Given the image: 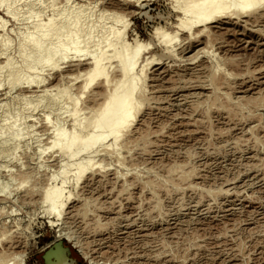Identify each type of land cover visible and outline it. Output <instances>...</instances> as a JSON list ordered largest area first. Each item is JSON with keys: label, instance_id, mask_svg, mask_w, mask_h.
<instances>
[{"label": "rangeland", "instance_id": "obj_1", "mask_svg": "<svg viewBox=\"0 0 264 264\" xmlns=\"http://www.w3.org/2000/svg\"><path fill=\"white\" fill-rule=\"evenodd\" d=\"M0 1L16 9L14 17L0 4V34L11 38L1 67L9 56L15 69L23 67L33 51L21 53L23 37L61 14H79L85 30L93 25L96 42L110 27H125L128 42L150 43L145 58L160 62L147 68L145 103L117 153L99 148L100 162L77 186L76 166H68L66 190L73 195L59 217L43 200L48 185L63 181L67 163L49 148L52 125L72 130L76 97L79 117L95 112L93 87L81 90L89 57L71 55L58 69L35 63L12 91L7 69H0L8 84L0 87V264H46L56 242L71 264H264L263 8L257 18L225 15L210 24V34L193 35L176 26L183 15L176 0ZM163 32L179 34L173 48L159 41ZM111 61L110 75L119 79ZM28 75L44 86L27 87ZM98 81L95 91L104 92ZM15 119L23 123L18 141L4 129Z\"/></svg>", "mask_w": 264, "mask_h": 264}, {"label": "bare ground", "instance_id": "obj_2", "mask_svg": "<svg viewBox=\"0 0 264 264\" xmlns=\"http://www.w3.org/2000/svg\"><path fill=\"white\" fill-rule=\"evenodd\" d=\"M176 1L178 2L179 5L178 7L183 14L182 17L178 19L179 22L177 24L179 25L176 26H180L179 29L185 31L188 34L192 33L193 35L197 33L210 34V30H209V28L211 29L210 24L212 22H215L216 19H220L225 15L228 17V15L239 16L241 14H247V15L253 14L252 17L255 16L257 18V15L254 14L258 12L260 8L264 9V0H176ZM0 4L2 6L4 5L7 7L6 11H8L7 12L8 14L14 17L16 16V9H14L11 4L4 1H0ZM33 13L34 11L31 14ZM33 15L30 16L33 17ZM29 18L30 17H28L27 19ZM81 21H82L81 16L79 14H76L74 16L73 15L65 16L61 14L60 18L58 19H56V17L54 18V16H51V18L47 21L42 22V20H40L39 22L35 23L34 27L32 26L34 30L31 33L29 32V35L27 33V36L23 37L24 40L21 41L23 42L21 43L23 47L21 53H25V49L27 47L33 50L30 54L27 53L25 54L26 58H25L24 66L23 67L20 66L19 69L17 68L15 69L10 56L9 58L6 56L8 58V59L6 58L7 59L6 61L3 60L5 64L2 62V64H4L2 65V67L0 65V69L2 70L7 69L6 70L8 72L7 79L9 78L8 83L10 86L9 90L11 89L12 91L14 88H16V86L18 87V84L21 82V73H24L23 72L24 70L26 71L28 69L29 70L35 69L36 64H40L42 65V67L51 66L54 69H56L58 64L59 65L61 64L59 62L61 60H65L66 61L65 63L67 64V59L70 58L71 55H73V58L78 57L77 60H81L82 57L83 58L89 57L88 58L89 61L88 60L87 61L90 64L88 63L87 64L89 65L90 69L88 68L89 69L88 71H84L85 81L81 87L82 88L81 90L82 93L85 94L93 87V89L91 90L94 91L93 92L90 91L92 94L91 95L92 98L91 97L90 98L93 100L92 104L94 103V105L96 104L98 106L93 108L95 112L93 113L92 117L85 120L79 117L80 110H82V108L79 109L80 108L79 103L81 100L80 97L79 98L76 97V100L73 99L72 101V105H73L72 109L70 108L71 109L70 112L68 111L73 119L72 130L69 129L68 131L67 129L66 131L63 127H60L61 125L57 126L58 124L57 122L56 125H52L53 121H51L50 118L48 119L46 118V121L48 120L49 125H52V127H54L55 129V131L53 129L54 131V136H52L53 141L51 142V144H49L50 145L49 148L53 150L56 149L57 152H60V154H62L65 158H67V161H64V163L65 162L67 163L61 164L62 165L61 170L60 172L58 171L59 175L63 177L62 178L63 181H61V184L59 186L56 183L55 184L51 183L50 185H48V187L44 191V197H43L44 202L49 205L48 212L51 215L55 214L58 217L62 215L61 209L65 205V200L70 199L71 196L73 195L71 191H69L70 192L69 194V192L66 190V184L68 179L67 175L70 173V169L68 172V168L70 167L69 165L74 164L76 166L75 171L73 172L75 173L73 174L74 177L73 180L75 181V184L77 186V184H79V182L84 178V176L90 170H92L98 162H100V161L98 162L96 161L97 162L96 163L94 161L95 153L96 154L99 152L101 153L100 150L105 151L108 154L117 153L116 152L118 150L117 148L121 144H123L122 141L128 138L132 130L131 127H133L132 125L136 120V117L140 112V109L143 107L145 103L144 100H146L145 99L146 90L144 85H145V79L147 77L146 75L147 68L152 63L160 64V62L156 61L155 58L153 57L145 58L144 56L145 54L144 52L149 49L150 43H142L141 41H140L141 43L139 42L137 43L136 41L135 45L133 44L131 45V43L128 42L126 38V31H125L126 29L124 26H123L124 29L122 30H119V28H117L118 30H116L110 27V30L107 29L108 31L105 32V34L102 33V37L99 38L100 40L96 39L97 40L96 42L95 41L96 35L94 36V26L92 25L88 28L86 27L85 30L83 29L84 27H82L83 24ZM116 21H121V20L117 18ZM4 24L1 25V27H4ZM0 31H2V29ZM5 35L6 34H4V36ZM178 35L173 36L168 32H163L156 36L157 37L159 36L158 38L159 41L169 49V48H173L172 45L175 46L174 42L177 40ZM1 37H0V55L2 56V54L5 52L4 50L7 51L9 47L8 43H10L9 41H11L9 39L11 38L10 37L8 38L7 36L3 38V35ZM190 38H192V36ZM91 44H93L92 46H94V50L89 51V49H91V47L89 48ZM118 45L120 46L118 47ZM111 48L112 49L114 48L113 54L110 53L111 55H109V51L112 52ZM111 59L112 60L115 59V61L117 62L118 65L117 68L119 70V73L117 71V74L120 75L119 79L118 77H116L118 76L116 74H115V78L117 79L113 78L114 74H112V76L110 75L111 74L109 71V69L111 68L110 65L113 64ZM106 60H110V62L112 63L111 64L106 63ZM106 64L107 65L110 64L108 65L110 66L109 69ZM31 71L33 70H30V72ZM31 74L33 77L35 76L33 75V73H30V75ZM30 75L28 76L30 77ZM36 76H38V74ZM7 79L5 81H7ZM98 80L101 81L102 87L106 88V89L104 88L105 90L102 88L104 92L95 91L94 89L95 86L93 85L96 84L97 83L96 81ZM42 81L43 80H39L36 78L29 79L27 81L29 84L26 83L27 84L26 86L28 87L29 85L31 87V85H34L35 83L37 85H40L42 83L41 85H43L44 82ZM2 82L4 81L3 80L0 81V87L2 85L7 84L6 82H4L5 84L4 83L2 84ZM98 83L100 82L98 81ZM96 86L98 87V84ZM99 86L101 85L99 84ZM1 88L3 89V87ZM44 92L46 93L48 92V90H45ZM66 92H63L61 96L64 95L66 96L65 94ZM94 105H92V107ZM33 109H35V107ZM19 122H20L19 119L18 120L15 119V121L12 123H5L4 121L5 123L4 129H6L5 130L6 132L10 133V134L8 133L7 136L11 135L10 137L11 139L9 138L10 140H12V137H14L15 139L14 141H18L19 138L21 139L22 137H24V135L22 136L23 133L22 129H20L21 128L20 124L22 123V121L20 124ZM5 131H3V133ZM108 140H110L111 142L108 143ZM99 148H103V149L99 150ZM44 151L42 150V152ZM85 152H87L88 154ZM83 153L87 154L88 156L87 158L81 160L82 158L79 159V157ZM118 159L121 160L120 157ZM120 162L122 163L123 161ZM59 175L58 173L52 174L50 181L54 180L57 176L59 177ZM66 191L68 192L67 195L65 194ZM48 246H50V244ZM50 247H48V249ZM50 257H51L50 264H71L66 261V253L64 249L61 248L56 249L50 254Z\"/></svg>", "mask_w": 264, "mask_h": 264}, {"label": "water", "instance_id": "obj_3", "mask_svg": "<svg viewBox=\"0 0 264 264\" xmlns=\"http://www.w3.org/2000/svg\"><path fill=\"white\" fill-rule=\"evenodd\" d=\"M55 247V248H54ZM58 248H61V249H64L65 250V253H66V261L68 260V249L64 248L63 245H62V242H56L53 246H51L44 254V260H45V263L46 264H50V261H51V257H50V254L55 251L56 249Z\"/></svg>", "mask_w": 264, "mask_h": 264}]
</instances>
